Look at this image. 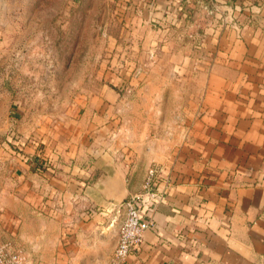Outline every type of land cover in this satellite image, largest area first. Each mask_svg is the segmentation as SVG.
<instances>
[{
	"label": "crops",
	"instance_id": "0c3cea01",
	"mask_svg": "<svg viewBox=\"0 0 264 264\" xmlns=\"http://www.w3.org/2000/svg\"><path fill=\"white\" fill-rule=\"evenodd\" d=\"M251 4L132 0L124 19L140 27L217 11L203 28L197 89L174 122L163 111L162 128H139L126 147L112 142L124 129L109 127L90 147L71 146L82 154L43 177L36 208L30 193L4 197L7 241L29 264H110L123 221L117 205L142 193L153 165L162 197L141 207L154 225L126 264H264V4Z\"/></svg>",
	"mask_w": 264,
	"mask_h": 264
},
{
	"label": "rangeland",
	"instance_id": "374dc122",
	"mask_svg": "<svg viewBox=\"0 0 264 264\" xmlns=\"http://www.w3.org/2000/svg\"><path fill=\"white\" fill-rule=\"evenodd\" d=\"M131 2L0 0V204L30 193L36 208L41 182L62 169L53 166L82 154L71 146L90 147L109 127L124 129L112 142L126 147L139 128H162L163 111L174 122L195 94L203 28L217 11L140 27L124 19ZM10 219L0 215V242Z\"/></svg>",
	"mask_w": 264,
	"mask_h": 264
},
{
	"label": "built area",
	"instance_id": "2783aa9c",
	"mask_svg": "<svg viewBox=\"0 0 264 264\" xmlns=\"http://www.w3.org/2000/svg\"><path fill=\"white\" fill-rule=\"evenodd\" d=\"M162 171L158 165L151 166L145 177L142 193L132 196L117 207L123 218L118 243L110 264H126L129 256L143 243L144 233L154 225L153 220L144 218L141 207H150L162 196L157 191V183ZM0 264H29L26 250L12 241L0 242Z\"/></svg>",
	"mask_w": 264,
	"mask_h": 264
},
{
	"label": "trees",
	"instance_id": "16d2710c",
	"mask_svg": "<svg viewBox=\"0 0 264 264\" xmlns=\"http://www.w3.org/2000/svg\"><path fill=\"white\" fill-rule=\"evenodd\" d=\"M37 170H40L41 172H43V167H42V165L41 166H37V168H36Z\"/></svg>",
	"mask_w": 264,
	"mask_h": 264
},
{
	"label": "water",
	"instance_id": "95a60500",
	"mask_svg": "<svg viewBox=\"0 0 264 264\" xmlns=\"http://www.w3.org/2000/svg\"><path fill=\"white\" fill-rule=\"evenodd\" d=\"M125 201H126V200H125ZM125 201L120 202V203L117 205V207H118L119 205H121L122 203H124Z\"/></svg>",
	"mask_w": 264,
	"mask_h": 264
}]
</instances>
